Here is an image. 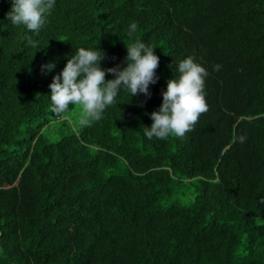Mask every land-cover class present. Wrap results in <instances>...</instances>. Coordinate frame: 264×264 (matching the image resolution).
I'll list each match as a JSON object with an SVG mask.
<instances>
[{
  "label": "trees",
  "instance_id": "trees-1",
  "mask_svg": "<svg viewBox=\"0 0 264 264\" xmlns=\"http://www.w3.org/2000/svg\"><path fill=\"white\" fill-rule=\"evenodd\" d=\"M10 8L0 0V264H264V0H56L39 33ZM131 23L159 57L151 97L121 90L88 126L56 117L53 76L79 47L123 66ZM188 56L209 73L208 110L183 137L147 139ZM186 182L193 199L174 200Z\"/></svg>",
  "mask_w": 264,
  "mask_h": 264
},
{
  "label": "clouds",
  "instance_id": "clouds-1",
  "mask_svg": "<svg viewBox=\"0 0 264 264\" xmlns=\"http://www.w3.org/2000/svg\"><path fill=\"white\" fill-rule=\"evenodd\" d=\"M55 5L56 0H11L6 18L12 25L39 33ZM137 29L136 23L129 25L127 35L132 42L126 45L123 66L103 68L101 62L106 55L98 46L75 49L65 67L49 84V107L56 117L67 119L66 113L73 106H80L78 125L88 126L103 118L105 110L115 104L121 90L130 93L131 97L140 94L151 97L149 86L159 79L156 73L159 57L154 51L156 47L133 39ZM29 43L36 46L34 41L29 40ZM175 64L178 76L167 81L166 89L161 91L159 108L149 114L152 124L145 127L143 133L147 139H167L169 135L183 137L208 110L204 91L205 78L209 74L207 69L191 56ZM55 67V62H50L41 65V71L47 75ZM219 67L216 65L214 70ZM106 73L112 74L113 78L106 80Z\"/></svg>",
  "mask_w": 264,
  "mask_h": 264
},
{
  "label": "rangeland",
  "instance_id": "rangeland-1",
  "mask_svg": "<svg viewBox=\"0 0 264 264\" xmlns=\"http://www.w3.org/2000/svg\"><path fill=\"white\" fill-rule=\"evenodd\" d=\"M79 114H80V106H73L70 110V113H68L70 117H73L75 123H78ZM52 133L56 134V129H52ZM194 190H195V186L191 185L190 183H187V188H185L183 191H178L174 200H179L184 203H190L191 200L193 199Z\"/></svg>",
  "mask_w": 264,
  "mask_h": 264
}]
</instances>
